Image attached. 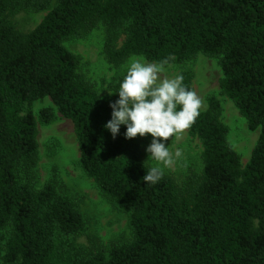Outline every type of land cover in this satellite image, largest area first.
I'll use <instances>...</instances> for the list:
<instances>
[{
	"label": "trees",
	"instance_id": "16d2710c",
	"mask_svg": "<svg viewBox=\"0 0 264 264\" xmlns=\"http://www.w3.org/2000/svg\"><path fill=\"white\" fill-rule=\"evenodd\" d=\"M51 0H0V252L4 264H264V0H56L28 32L7 15L49 8ZM105 27L102 52L119 68L132 56L183 63L218 57L219 94L232 100L250 130L259 128L242 167L228 141L215 94L186 130L201 143L203 166L181 184L153 168L138 136L104 128L110 102L79 71L63 42ZM166 64V65H167ZM126 70L107 88L117 91ZM193 91V73L180 71ZM48 97L73 124L79 164L100 192L128 215L131 238L86 249L78 202L55 178L34 186L37 127L30 104ZM118 98V95L116 96ZM44 122L52 108L40 110Z\"/></svg>",
	"mask_w": 264,
	"mask_h": 264
},
{
	"label": "rangeland",
	"instance_id": "374dc122",
	"mask_svg": "<svg viewBox=\"0 0 264 264\" xmlns=\"http://www.w3.org/2000/svg\"><path fill=\"white\" fill-rule=\"evenodd\" d=\"M55 1L51 0L46 10L22 9L8 13L7 17L17 30L28 32L40 22ZM104 36L105 27L98 23L84 35L65 40L63 45L79 56V71L93 84L99 95L104 100L117 99L118 94L108 89L107 83L114 75L127 69L131 57L119 68L112 67L102 52ZM185 68H189L193 73L192 88L202 101L201 110L207 106L208 95L215 94L220 100L221 120L228 127V141L239 154L243 167L255 146L259 128L250 130L246 119L239 113L232 100L219 94L218 81L222 72L218 57L199 54L187 62L170 63L165 65L163 75L172 77ZM46 107L54 111V119L50 122H44L40 117V110ZM30 109L36 120L38 142L37 161L33 168L34 186L40 188L47 180L55 178L58 188L78 202L86 219L87 232L77 236L76 243L86 249H94L96 246L106 248L129 240L131 233L128 215L117 210L107 200L94 180L85 174L79 164V148L72 122L59 114L48 97L34 100L30 104ZM137 136L141 141L143 156L147 163L172 176L177 184H181L191 172H199L203 166L200 157L201 143L186 129L164 141L170 151L168 164L148 158L145 149L151 142L149 134H145L144 137ZM1 253L0 264H4Z\"/></svg>",
	"mask_w": 264,
	"mask_h": 264
},
{
	"label": "clouds",
	"instance_id": "9594fccd",
	"mask_svg": "<svg viewBox=\"0 0 264 264\" xmlns=\"http://www.w3.org/2000/svg\"><path fill=\"white\" fill-rule=\"evenodd\" d=\"M166 64V60L155 63L143 56L131 57L115 91L118 98L109 104L111 118L104 125L113 138L121 126L125 128V139L149 134L151 142L145 149L148 158L164 164L170 162L169 147L164 141L189 128L202 106L196 93L184 85L183 75H163ZM161 178L162 170L158 167L143 176L148 185L157 184Z\"/></svg>",
	"mask_w": 264,
	"mask_h": 264
}]
</instances>
